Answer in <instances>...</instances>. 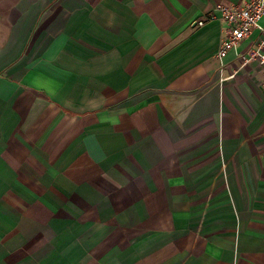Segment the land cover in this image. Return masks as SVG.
Masks as SVG:
<instances>
[{
	"label": "crops",
	"instance_id": "crops-1",
	"mask_svg": "<svg viewBox=\"0 0 264 264\" xmlns=\"http://www.w3.org/2000/svg\"><path fill=\"white\" fill-rule=\"evenodd\" d=\"M245 1L0 0V264H264Z\"/></svg>",
	"mask_w": 264,
	"mask_h": 264
},
{
	"label": "built area",
	"instance_id": "built-area-1",
	"mask_svg": "<svg viewBox=\"0 0 264 264\" xmlns=\"http://www.w3.org/2000/svg\"><path fill=\"white\" fill-rule=\"evenodd\" d=\"M214 10L219 13V17L224 21L225 38L222 39L217 56L222 59L227 52L237 46V44L254 29H259L261 38L258 49L251 52L248 58L243 57V62H248L252 58H259L264 63V26L259 21L264 17V0H246L244 4H215ZM213 18V16H210ZM199 25L204 23L203 20L197 22Z\"/></svg>",
	"mask_w": 264,
	"mask_h": 264
}]
</instances>
